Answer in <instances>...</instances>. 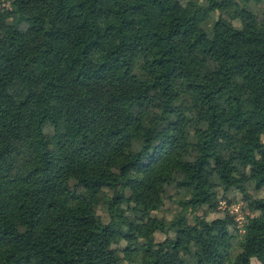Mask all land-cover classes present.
Returning <instances> with one entry per match:
<instances>
[{
    "label": "trees",
    "instance_id": "obj_1",
    "mask_svg": "<svg viewBox=\"0 0 264 264\" xmlns=\"http://www.w3.org/2000/svg\"><path fill=\"white\" fill-rule=\"evenodd\" d=\"M263 191L264 0H0V264H264Z\"/></svg>",
    "mask_w": 264,
    "mask_h": 264
},
{
    "label": "rangeland",
    "instance_id": "obj_2",
    "mask_svg": "<svg viewBox=\"0 0 264 264\" xmlns=\"http://www.w3.org/2000/svg\"><path fill=\"white\" fill-rule=\"evenodd\" d=\"M6 6L9 7V4L6 3ZM188 14H189L188 12H185V14L182 15L183 21H186L188 16H190L192 20L196 18L198 19L200 17V15L194 13V10H191L190 14L189 15ZM262 194H264V191ZM219 195L221 198L218 203V208L216 209L217 211L209 213L208 218L210 219L223 218L225 220V223L227 224L231 223L232 221V223L236 228L242 227V225L246 220L245 218L246 215L249 214V210L244 208V204L242 203V201L239 200L240 196L235 195L232 192L229 193L220 192ZM167 203L169 202L167 201ZM167 203L165 204V206H163L159 211H156L155 213L157 215H165L166 213H168V210L170 211L171 209H174L175 206L173 207V205H169ZM99 211L103 213L101 209ZM239 232H241V229L239 230ZM251 262L252 264H258V262L255 259L254 260L252 259Z\"/></svg>",
    "mask_w": 264,
    "mask_h": 264
}]
</instances>
